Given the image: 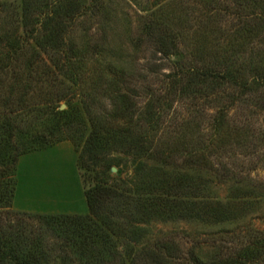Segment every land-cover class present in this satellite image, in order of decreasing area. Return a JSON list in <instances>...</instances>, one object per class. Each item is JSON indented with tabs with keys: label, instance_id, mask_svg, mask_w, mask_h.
Instances as JSON below:
<instances>
[{
	"label": "trees",
	"instance_id": "obj_1",
	"mask_svg": "<svg viewBox=\"0 0 264 264\" xmlns=\"http://www.w3.org/2000/svg\"><path fill=\"white\" fill-rule=\"evenodd\" d=\"M104 2L0 0V211L11 208L19 158L63 141V129H70L83 117L77 104L52 94L55 86L51 82L60 76L76 84L83 77L85 62L100 53L98 44L79 48L72 32L80 17L107 15ZM189 2L190 7L168 15L164 8L169 12L174 3L154 0L149 18L141 22L135 47L152 49L175 65L177 72L170 82L176 93L186 98L204 93L214 111L211 129L219 128L235 106L263 115L264 58L253 64L243 60V65L238 60L255 43L264 46V0ZM190 23L195 25V37L190 36ZM124 90L115 89L112 98L122 102L116 113L120 116L135 108ZM61 101L65 110H58ZM151 107L145 113L149 120L154 117ZM88 122L89 131L76 160L77 171L87 173L81 176V184L88 212L24 214L45 229H31L27 234L22 225L1 224L0 264H179L178 246L169 242L145 244L144 227L170 220L235 222L252 198L250 191L239 189L231 199H208L203 196L207 187L204 164L208 161L200 159L197 152L186 162L202 168L179 176L169 172L177 169L179 150L165 155L154 140L134 135L135 125L111 127L91 117ZM217 143L212 140L211 146ZM111 151L122 152L136 164L135 193L123 195L108 184L105 156ZM145 160L157 165L148 168ZM101 164L107 171L97 170ZM48 233L61 244L51 247ZM116 238L127 241L124 251L119 250ZM188 256L190 264H264V232H256L232 251L226 249L205 261L193 251Z\"/></svg>",
	"mask_w": 264,
	"mask_h": 264
},
{
	"label": "rangeland",
	"instance_id": "obj_2",
	"mask_svg": "<svg viewBox=\"0 0 264 264\" xmlns=\"http://www.w3.org/2000/svg\"><path fill=\"white\" fill-rule=\"evenodd\" d=\"M153 1L105 0L107 15L96 13L93 17L87 14L76 20L72 32L75 44L79 48L87 43L98 44L100 53L85 62L83 77L76 84L60 76H57L55 83L51 82L55 86L52 94L66 97L67 101L77 104L83 115L70 129H63L61 136L64 140L54 145L70 143L75 157L71 151L62 150L23 158L17 171L16 204L37 213H86L87 205L80 181L81 176L84 178L87 173L77 171L75 160L89 131L90 117L111 127L135 125L133 134L146 135L149 140H154L165 155L179 150L175 156L177 169H170L171 173L180 176L181 172L189 174L197 168L201 169V165L197 167L192 162H186L195 152L200 159L203 157L208 161L204 164L207 172L203 170L207 174L204 176L207 187L203 192L206 198L231 199L239 189L250 191L252 196L235 222L170 220L155 221L144 227L147 231L145 244H175L180 255L178 263L190 264V251L205 261L224 253L226 249L232 251L236 245L246 243L256 232H264V114L252 115L249 109L235 106L227 113L221 126L215 128L217 130L211 129L214 111L209 108L204 93L195 98L176 93L170 82L171 75L177 72L175 65L152 49L144 47L141 50L134 45L142 20L149 18ZM170 2L174 4L169 12H166L168 9L165 7L164 14L190 7L189 0ZM187 27H190V36L195 37L192 34L195 25L190 23ZM101 39L103 44H100ZM255 57L257 59H253ZM263 58L264 46L255 43L245 49L238 61L240 65H243V60L253 64ZM122 88L126 89L124 91H127L135 105L132 112L124 116L116 114L122 102L119 103L117 98L112 100L115 89L120 91ZM151 106L154 117L149 120L145 113ZM58 107V110L66 109L63 101L58 103ZM212 140H217V145L212 147ZM105 161L109 167L106 172L108 177L110 175L108 184L123 191V195L135 193L134 186L137 183L133 175L136 164L132 158L120 151H111L105 156ZM145 163L148 168L157 165L153 160H145ZM105 168L101 164L97 170L105 172ZM107 213L110 212L107 210ZM24 214L31 213L18 211L11 205L8 210L0 211V225H22L26 234L31 229L45 230L39 221ZM46 238L51 247L61 244L51 233ZM116 240L119 250L124 251L127 241L123 238ZM68 259L70 261V256ZM71 260L74 262L72 257ZM55 264L61 263L58 261Z\"/></svg>",
	"mask_w": 264,
	"mask_h": 264
},
{
	"label": "crops",
	"instance_id": "obj_3",
	"mask_svg": "<svg viewBox=\"0 0 264 264\" xmlns=\"http://www.w3.org/2000/svg\"><path fill=\"white\" fill-rule=\"evenodd\" d=\"M62 150H69L74 155V152H73V149H72V146L70 145V143H68V142L60 143V144L54 146L51 149L43 150V151H39V152H35V153H30V154H26V155L21 156L19 158L18 162H17V171H18V168H19V165H20L21 161L25 157L38 156V155L43 154V153H49V152L53 153V152L62 151ZM74 157H75V155H74ZM75 162H76V160H75ZM78 178H79V175H78ZM16 180H17V174H16ZM79 181H80V178H79ZM80 183H81V181H80ZM16 194H17V191H15L12 205H13L14 209H16L18 211L28 212V213H31V214H39V215H84V214H86L88 212V208H87V212L86 213H81V212H57V211H55V212L37 213V212H35L33 210H30V209L20 208L16 204ZM84 201H85V198H84ZM85 204H86V202H85Z\"/></svg>",
	"mask_w": 264,
	"mask_h": 264
},
{
	"label": "water",
	"instance_id": "obj_4",
	"mask_svg": "<svg viewBox=\"0 0 264 264\" xmlns=\"http://www.w3.org/2000/svg\"><path fill=\"white\" fill-rule=\"evenodd\" d=\"M113 171V170H112Z\"/></svg>",
	"mask_w": 264,
	"mask_h": 264
}]
</instances>
